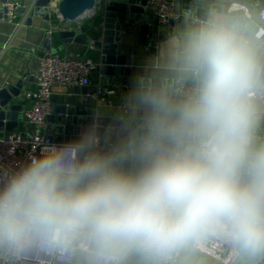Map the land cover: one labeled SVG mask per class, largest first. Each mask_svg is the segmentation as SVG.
Here are the masks:
<instances>
[{"label":"clouds","instance_id":"obj_1","mask_svg":"<svg viewBox=\"0 0 264 264\" xmlns=\"http://www.w3.org/2000/svg\"><path fill=\"white\" fill-rule=\"evenodd\" d=\"M262 32L209 10L133 79L111 151L94 123L0 170V264H186L209 237L264 264Z\"/></svg>","mask_w":264,"mask_h":264},{"label":"water","instance_id":"obj_2","mask_svg":"<svg viewBox=\"0 0 264 264\" xmlns=\"http://www.w3.org/2000/svg\"><path fill=\"white\" fill-rule=\"evenodd\" d=\"M215 1L220 6L211 10L222 12L223 7L236 6L237 9L233 14L238 21L250 25L257 31L259 21L255 9L262 0ZM6 2L7 0H0V8L4 16L6 11L2 5ZM183 8L185 16L194 18L196 23L205 15L203 10L192 6H183ZM19 13L27 16L28 25H31L33 18H39L41 24L55 22L58 46L51 49V40H46L44 43L45 49H51L52 54H57L71 44L85 46L86 54L89 50L95 51L98 54V68L91 74V79L93 81L99 79L98 86L104 87L111 85L118 77L124 86H130L129 59L117 54V47L121 43L123 34L133 31L138 35V42L142 41L154 47L156 36L163 32V27L155 24L148 11L147 0H29L27 5H20L17 8L16 14ZM167 24L172 26L175 21L169 20ZM90 30L97 31L96 40H92L89 36ZM145 36L149 38L146 41ZM140 75L144 74L140 73ZM95 92L96 86L74 89L66 103L51 108L43 127L35 126L33 133H21V135L42 136L52 143L63 144L78 139L84 126L89 128L97 123L101 136L99 150L111 151L121 139L119 127L121 117L105 115L94 99ZM15 96L16 93L11 88L0 91V137L13 131L15 124L7 121L19 109L18 106L11 105ZM2 128H5V131ZM190 252L214 264H223L212 260L196 248Z\"/></svg>","mask_w":264,"mask_h":264},{"label":"crops","instance_id":"obj_3","mask_svg":"<svg viewBox=\"0 0 264 264\" xmlns=\"http://www.w3.org/2000/svg\"><path fill=\"white\" fill-rule=\"evenodd\" d=\"M13 2H19L20 5H27L29 0H8ZM57 1V0H56ZM175 7V10L180 13L179 19L175 21V24L169 26L168 24L163 25V32L161 35L156 36V43L153 46L142 41L138 42V35L131 31L127 34L121 36V43L117 47V54L119 56H124L129 59V82L130 86L133 79L140 73L144 75L151 71L150 68V57L153 56L157 50L158 45L173 32L184 28L187 24H195V19H190L185 16V10L183 6H192L193 8H198L203 10L206 14L212 8H219L220 4L215 0H170ZM256 1V0H252ZM264 5V0L255 9L258 12ZM236 6L223 7L222 12H227L233 14L236 10ZM16 23H10L6 20L0 8V91L5 89H12L16 96L12 99L11 105L18 106L12 115L11 119L7 122L15 124L13 131L19 133L31 134L35 130V126H32L23 121V108L29 106L28 101L24 98V93L26 90H34L35 84L31 76L32 71L35 69L38 59L41 58L45 53L50 52L51 49L55 48L59 44V39L57 37L55 22L50 23H40L39 18H33L31 25L27 24V16L24 14H17ZM92 40H96L98 37L97 31L94 32L90 30L88 32ZM149 38L145 36V41ZM46 40H51L50 48L45 49L44 43ZM86 52V47L82 45L71 44L65 46L63 50L59 51L57 54L64 57L80 55L87 59H90L98 63V54L95 51L89 50ZM97 71V70H96ZM88 88L92 86H98L99 79L93 81L92 79ZM120 86L124 89V95L130 89L121 83L120 78L114 79L111 85ZM80 88L79 86H74L71 88L64 87H54L52 89L51 97V108L53 106H59L66 103L71 97V91ZM8 91V90H6ZM105 113V112H104ZM105 115H111L113 117L123 115H118L116 113L107 112ZM13 117V120H12ZM9 118V117H8ZM5 121V123H7ZM87 127H83L81 133L86 130ZM5 131V128H2ZM186 264H214V262L207 260L206 258L195 254L193 252L187 253L184 257Z\"/></svg>","mask_w":264,"mask_h":264},{"label":"built area","instance_id":"obj_4","mask_svg":"<svg viewBox=\"0 0 264 264\" xmlns=\"http://www.w3.org/2000/svg\"><path fill=\"white\" fill-rule=\"evenodd\" d=\"M2 6L6 11V20L19 25L16 23V10L20 3L7 0ZM147 8L156 25L163 26L169 20L179 19V14L170 0H147ZM257 17L259 21L257 31H259L264 28V5L257 12ZM260 35L264 38V32ZM97 68V62L80 55L64 57L50 52L45 53L38 59L37 65L31 73L35 89L26 90L24 93L25 100L30 103L23 111V121L32 126L43 127L51 111L52 89L54 87L89 86L91 74ZM124 94V89L117 85L112 87L96 86L94 99L103 112L123 115ZM46 143L52 142L46 137L37 135L24 137L16 131L3 134L0 137V170L18 167L26 162L30 155L39 154ZM195 248L214 261L235 264L232 251L218 238L209 237ZM37 264H45V262L38 261Z\"/></svg>","mask_w":264,"mask_h":264}]
</instances>
